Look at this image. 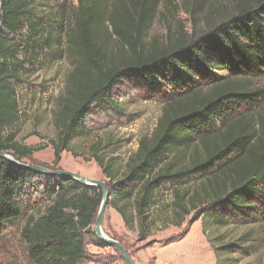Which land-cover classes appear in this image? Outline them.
<instances>
[{
  "label": "trees",
  "instance_id": "trees-1",
  "mask_svg": "<svg viewBox=\"0 0 264 264\" xmlns=\"http://www.w3.org/2000/svg\"><path fill=\"white\" fill-rule=\"evenodd\" d=\"M33 2L0 0V150L20 162L33 151L15 139L19 65L40 59L45 48L51 57L64 49L73 68L53 118L54 162L76 135L89 133L91 107L114 105L110 88L131 79L163 93V107L151 140H140L120 174L93 144L109 192L106 206L126 224L142 226L153 190L191 174L202 178L187 201L195 217L249 215L264 194V0H237L214 24H208L209 4L205 31L188 37L179 23L167 25L163 39L149 34L170 7L165 0H78L62 33L46 25ZM34 187L43 206L28 212L22 200ZM102 195L99 186L0 156V229L23 221L19 237L28 264H80ZM183 197L176 194L178 218L189 213Z\"/></svg>",
  "mask_w": 264,
  "mask_h": 264
},
{
  "label": "rangeland",
  "instance_id": "rangeland-1",
  "mask_svg": "<svg viewBox=\"0 0 264 264\" xmlns=\"http://www.w3.org/2000/svg\"><path fill=\"white\" fill-rule=\"evenodd\" d=\"M77 1L34 0L33 6L47 26L62 33L68 28L69 13ZM165 1L170 7L157 15L150 37L163 39L167 25L173 29L178 23L185 36H197L206 30L204 16L209 4L213 12L208 24H214L233 12L237 0ZM72 68V60L64 49L51 57L45 48L40 59L19 65L18 80L14 83L20 111L15 139L33 150L21 162L103 182L101 169L93 157V144L100 158L112 160L118 174L123 172L128 159L137 152L140 140H151L163 107V93L131 79L115 83L109 94L116 103L103 109L93 105L86 119L89 133L76 135L54 162L57 131L53 118L66 93L67 76ZM201 180L198 175L188 174L156 187L147 222L142 226L135 220L126 224L107 205L102 217L103 233L123 246L133 264H264V194L254 199L257 209L254 206L249 215L223 212L216 218L209 214L195 217L196 211L187 201ZM176 194L184 195L182 202L189 211L183 218L175 217ZM23 203L28 212L43 206L36 187ZM22 224L23 221L17 220L0 229V264H28L19 237ZM91 232L95 233L94 225L85 235L80 264H126L117 248L99 241Z\"/></svg>",
  "mask_w": 264,
  "mask_h": 264
},
{
  "label": "water",
  "instance_id": "water-1",
  "mask_svg": "<svg viewBox=\"0 0 264 264\" xmlns=\"http://www.w3.org/2000/svg\"><path fill=\"white\" fill-rule=\"evenodd\" d=\"M0 156L4 157L5 159H7L8 161H10L11 163L23 167L25 169H29L32 170L34 172H39V173H43V174H47V175H58L61 177H65L68 179H73L81 184L84 185H89V186H99L102 191H103V195H102V200L94 221V231L95 234L97 236V238L99 239V241L105 243V244H109L114 246L115 248H117V250L120 252L121 256L123 257L124 261L126 264H133L129 254L127 253V251L123 248V246L116 240L106 236L103 231H102V217H103V213L106 207V203H107V199L109 196V192L108 189L105 185L104 182L99 181V180H95V179H89L86 177H83L79 174L70 172V171H66V170H62V169H48L42 166H38V165H34V164H26L23 162H20L18 160H16L13 156H11L10 154H8L5 151L0 150Z\"/></svg>",
  "mask_w": 264,
  "mask_h": 264
}]
</instances>
